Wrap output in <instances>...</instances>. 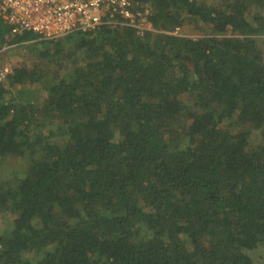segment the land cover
<instances>
[{
  "label": "trees",
  "instance_id": "16d2710c",
  "mask_svg": "<svg viewBox=\"0 0 264 264\" xmlns=\"http://www.w3.org/2000/svg\"><path fill=\"white\" fill-rule=\"evenodd\" d=\"M143 1V35L0 20L36 51L0 82V264H264V0Z\"/></svg>",
  "mask_w": 264,
  "mask_h": 264
},
{
  "label": "built area",
  "instance_id": "2783aa9c",
  "mask_svg": "<svg viewBox=\"0 0 264 264\" xmlns=\"http://www.w3.org/2000/svg\"><path fill=\"white\" fill-rule=\"evenodd\" d=\"M152 16L150 4L143 0H0V20L9 27L8 39L31 33L52 40L104 26L131 28L143 35L153 30ZM14 45L1 42L0 52ZM10 72L9 66H1L0 82Z\"/></svg>",
  "mask_w": 264,
  "mask_h": 264
},
{
  "label": "rangeland",
  "instance_id": "374dc122",
  "mask_svg": "<svg viewBox=\"0 0 264 264\" xmlns=\"http://www.w3.org/2000/svg\"><path fill=\"white\" fill-rule=\"evenodd\" d=\"M179 31L177 30L176 33ZM18 44L14 46L7 47L5 50L0 52V67L1 66H9L11 68L12 64H15L17 62H27L31 58L34 57L36 52L31 48H28L27 42H22L21 45L17 46ZM23 46V47H22ZM6 224L5 222L0 223V229L4 227Z\"/></svg>",
  "mask_w": 264,
  "mask_h": 264
}]
</instances>
